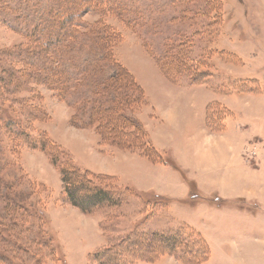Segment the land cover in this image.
Returning a JSON list of instances; mask_svg holds the SVG:
<instances>
[{
  "label": "rangeland",
  "instance_id": "rangeland-1",
  "mask_svg": "<svg viewBox=\"0 0 264 264\" xmlns=\"http://www.w3.org/2000/svg\"><path fill=\"white\" fill-rule=\"evenodd\" d=\"M61 4L0 0V264H95L98 249L170 230L199 245L191 257L121 264H264V0H105L82 20L108 26L106 54L94 36L58 43ZM116 109L147 137L116 146L112 129H133ZM150 141L182 176L143 155ZM69 163L119 204H72Z\"/></svg>",
  "mask_w": 264,
  "mask_h": 264
},
{
  "label": "trees",
  "instance_id": "trees-1",
  "mask_svg": "<svg viewBox=\"0 0 264 264\" xmlns=\"http://www.w3.org/2000/svg\"><path fill=\"white\" fill-rule=\"evenodd\" d=\"M61 1L62 4L57 8V10H55L54 18H56V24L53 28L54 32L51 34L58 39V43L60 40H64L65 42L68 40L76 42L78 36L88 35L89 38L90 36H94L96 40L95 44L98 46V50L100 52L104 54L111 52L110 49L113 42L111 41V37H109L110 34L108 26L105 23H96L97 25L95 24V29L87 31L86 28H83L84 24L82 20L86 11L90 8L93 10L96 8L100 9L101 6H104L105 0H91V2L90 0H86L87 2L85 4L79 3L78 1L80 0H76L78 3L74 4L70 3L71 0ZM116 37L118 36H113V38ZM49 40L50 38L47 37L46 43ZM58 46H54L53 48H49L47 50L54 55L55 52H61ZM127 74L130 75L128 72ZM203 81L199 80L193 82L201 84ZM50 87L52 90L55 89L52 86ZM116 112V116L120 120L133 126V129L129 132L123 130L121 132L114 133V130L112 129L110 133L111 141L116 146L121 145V147H126L129 145L132 147L134 142H130L129 139L135 137H147L146 130L139 122L134 120L124 110L119 111V109H116ZM107 113H114V109L109 107L107 109H97V111H93V115H99L103 118L105 116L107 118ZM213 129L215 128L213 127ZM146 144H148V147ZM46 145L47 143H44V146ZM140 147L142 148L144 156L151 159L154 158L155 161L158 162L163 159L162 163L170 165L176 170H180L175 162L163 158L164 155L157 150L151 141L139 146L138 148ZM60 169L63 175L64 191L67 194L68 199L72 204L81 207L85 213H93V211H98L101 209L100 207L108 204H110L108 207H114L111 204H119L117 202H120V200L116 198V194L113 192L114 190L97 184L96 182H98V180L93 177L95 174L89 170H87V176H85V173H82L80 169H77L71 163L64 164ZM111 178H113V176ZM83 191L87 193L83 194ZM168 233L169 234L165 235L161 234V232H153L150 235L142 236L134 233L133 235L121 240L119 243L116 242L110 246H105L103 249H98L96 252L88 255V259L94 261L95 264H105V261L107 262L105 259L114 258L119 262V264H121L122 256L127 255L134 261L138 259L153 261L159 258L162 254L166 255L175 253V251L181 247H184L185 252L190 254L192 249L194 250L199 246L195 243L187 241L185 238L186 236H183L182 234L183 231L172 232V230H170ZM203 247L208 248V244ZM203 257L207 258V256ZM199 260L200 257L197 258V261Z\"/></svg>",
  "mask_w": 264,
  "mask_h": 264
},
{
  "label": "crops",
  "instance_id": "crops-1",
  "mask_svg": "<svg viewBox=\"0 0 264 264\" xmlns=\"http://www.w3.org/2000/svg\"><path fill=\"white\" fill-rule=\"evenodd\" d=\"M174 104H172V106H173ZM148 165L150 166V165H153V164H151V163H148ZM155 165V164H154ZM176 170V169H175ZM178 171V170H177ZM179 173H180V175L182 176L183 174V172H184V170H183V172L182 171H178ZM170 175H172V174H170ZM172 176H175V175H172ZM182 181H184V179H182ZM186 189H187V187H186ZM185 189V190H186ZM163 191V190H162ZM162 195H165V196H167L168 198H170L171 200H173V201H175L174 199H178V197H181V196H175V195H167V194H162Z\"/></svg>",
  "mask_w": 264,
  "mask_h": 264
}]
</instances>
